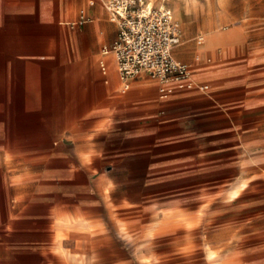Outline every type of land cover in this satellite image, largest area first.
<instances>
[{
	"label": "crops",
	"instance_id": "crops-1",
	"mask_svg": "<svg viewBox=\"0 0 264 264\" xmlns=\"http://www.w3.org/2000/svg\"><path fill=\"white\" fill-rule=\"evenodd\" d=\"M103 2L0 0V264H206L186 188L258 90L202 65L225 33L173 49L206 90L123 89Z\"/></svg>",
	"mask_w": 264,
	"mask_h": 264
},
{
	"label": "rangeland",
	"instance_id": "rangeland-1",
	"mask_svg": "<svg viewBox=\"0 0 264 264\" xmlns=\"http://www.w3.org/2000/svg\"><path fill=\"white\" fill-rule=\"evenodd\" d=\"M164 4L181 28L180 43L185 39L197 46L196 37L202 36L204 43L208 30L226 32L228 39L211 48L202 65L235 69L250 90H258L255 102L244 104L243 119L219 131L222 139H232L221 141L218 156L205 159L201 178L186 188L188 200L201 207L197 227L186 228L200 233L206 264H264V0H165ZM186 5L189 11L184 13ZM201 55L196 52L195 59L199 61ZM182 62L191 65L192 59ZM240 178L238 186L247 187L229 198L228 186ZM206 249H214L220 257L208 263Z\"/></svg>",
	"mask_w": 264,
	"mask_h": 264
},
{
	"label": "built area",
	"instance_id": "built-area-1",
	"mask_svg": "<svg viewBox=\"0 0 264 264\" xmlns=\"http://www.w3.org/2000/svg\"><path fill=\"white\" fill-rule=\"evenodd\" d=\"M163 1L104 0L103 5L110 20L117 24L118 32L103 53L113 54L123 89H128L132 79L144 75L158 82L161 95H167L170 89L206 90L208 85L195 81L192 67L173 55L182 33L172 10ZM87 20L82 12L78 23ZM202 41L198 35L196 43Z\"/></svg>",
	"mask_w": 264,
	"mask_h": 264
},
{
	"label": "bare ground",
	"instance_id": "bare-ground-1",
	"mask_svg": "<svg viewBox=\"0 0 264 264\" xmlns=\"http://www.w3.org/2000/svg\"><path fill=\"white\" fill-rule=\"evenodd\" d=\"M185 3H187V2H189L190 0H183ZM174 8L176 9V6H174ZM176 15H177V13L179 12L177 9H176ZM182 11H184V13H186V12H188L189 11V7L186 5V7H185V9H182ZM205 14V13H204ZM182 15V14H181ZM180 15V16H181ZM187 17V16H186ZM179 18V17H178ZM185 19V18H184ZM227 19V18H226ZM181 20V19H180ZM188 20V19H187ZM209 22V21H208ZM185 23V22H184ZM221 25V24H220ZM217 33L218 32H216V31H213V30H208V31H206V40H205V42L204 43H201V44H197V46H196V52L197 53H203V51H205V49H208L209 47H211V46H209L208 47V43L209 42H211V44L212 43H214V41H217V40H215V38L214 37H216V35H217ZM226 33V32H225ZM219 36V35H218ZM212 47H214V45H212ZM190 53V52H189ZM192 53V52H191ZM177 55H179V57H181V58H184L185 57V55H184V53H178ZM255 116V115H254ZM229 198H235L236 196H238L237 195V189H232L231 191H230V193L227 195ZM204 257H205V259L207 260V262L208 263H213V262H215L216 260H217V258H219L220 257V255L219 254H217V252L215 251V250H213V249H208V250H206V251H204Z\"/></svg>",
	"mask_w": 264,
	"mask_h": 264
}]
</instances>
